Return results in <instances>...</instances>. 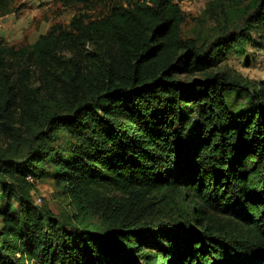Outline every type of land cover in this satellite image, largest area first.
Returning a JSON list of instances; mask_svg holds the SVG:
<instances>
[{
	"label": "trees",
	"instance_id": "1",
	"mask_svg": "<svg viewBox=\"0 0 264 264\" xmlns=\"http://www.w3.org/2000/svg\"><path fill=\"white\" fill-rule=\"evenodd\" d=\"M111 1L32 44L0 38V133L27 150L0 156V264H264V85L215 71L264 38V0L204 41L176 0ZM48 164L75 222L32 200ZM159 197L183 223L147 220Z\"/></svg>",
	"mask_w": 264,
	"mask_h": 264
},
{
	"label": "rangeland",
	"instance_id": "2",
	"mask_svg": "<svg viewBox=\"0 0 264 264\" xmlns=\"http://www.w3.org/2000/svg\"><path fill=\"white\" fill-rule=\"evenodd\" d=\"M185 16L182 34L185 38L199 41L210 40L222 33H240L251 10V0H176ZM12 12L0 16V38L5 43L15 46L34 43L42 34H49L61 26L68 27L75 17L96 19L108 13L111 0H8ZM227 31V32H226ZM243 41V40H242ZM263 43V45H260ZM226 73L231 80L247 87L253 96H259L264 85V38L254 29L249 37L230 53L228 58L215 70ZM241 96V95H240ZM234 109L246 107L248 99L230 97ZM61 141V139L59 140ZM0 133V156L20 158L27 152L21 145ZM26 150V151H25ZM47 173L41 179H33L32 200L42 209H49L62 221L75 222L78 207L71 203L70 197L63 193L62 186L55 180L56 172L49 164ZM186 203V202H184ZM184 212L190 213L188 204L178 202ZM157 215L147 216L152 225H163L171 219L183 223L175 200L159 197L153 203ZM154 215V216H153ZM1 221V220H0ZM146 221V220H145ZM1 225V224H0ZM103 225L102 221L98 226Z\"/></svg>",
	"mask_w": 264,
	"mask_h": 264
},
{
	"label": "built area",
	"instance_id": "3",
	"mask_svg": "<svg viewBox=\"0 0 264 264\" xmlns=\"http://www.w3.org/2000/svg\"><path fill=\"white\" fill-rule=\"evenodd\" d=\"M28 179L30 181H33V178L32 177H28ZM41 201H42V198L41 197H38L37 200H36V202H41Z\"/></svg>",
	"mask_w": 264,
	"mask_h": 264
}]
</instances>
